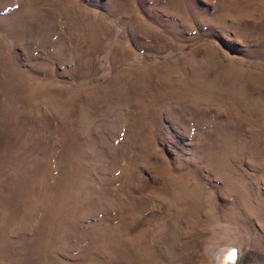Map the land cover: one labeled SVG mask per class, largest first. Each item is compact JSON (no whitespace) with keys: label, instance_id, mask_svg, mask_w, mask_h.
Returning a JSON list of instances; mask_svg holds the SVG:
<instances>
[{"label":"rangeland","instance_id":"obj_1","mask_svg":"<svg viewBox=\"0 0 264 264\" xmlns=\"http://www.w3.org/2000/svg\"><path fill=\"white\" fill-rule=\"evenodd\" d=\"M0 264H264V0H0Z\"/></svg>","mask_w":264,"mask_h":264},{"label":"bare ground","instance_id":"obj_2","mask_svg":"<svg viewBox=\"0 0 264 264\" xmlns=\"http://www.w3.org/2000/svg\"><path fill=\"white\" fill-rule=\"evenodd\" d=\"M223 252V251H222ZM222 252L220 253V257H223V256H221L222 255ZM220 261L222 262V258L220 259Z\"/></svg>","mask_w":264,"mask_h":264}]
</instances>
